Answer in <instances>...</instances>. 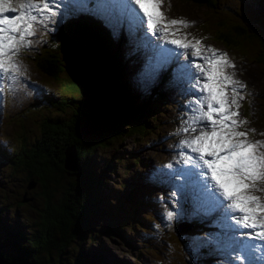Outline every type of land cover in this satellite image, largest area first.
I'll return each instance as SVG.
<instances>
[{
  "label": "rangeland",
  "instance_id": "rangeland-1",
  "mask_svg": "<svg viewBox=\"0 0 264 264\" xmlns=\"http://www.w3.org/2000/svg\"><path fill=\"white\" fill-rule=\"evenodd\" d=\"M12 4L16 5L17 13L19 14V0H11ZM169 4V10L171 14L179 13L194 20L197 28L193 29V33L196 35L197 40L201 41V50L203 45H208L206 41L202 39V35L209 32V36H205L204 39L210 41L216 46H221L220 52H225L228 48L224 46L214 35L211 34L210 27H204L202 19H210L211 23L218 26L215 22H225L226 19L229 22H236L243 18H255L254 25L249 29H245L243 33L246 35L249 31L256 32L258 27L264 30V24L262 23L260 16H264V0H220V5L216 9L206 8L202 2L194 0H162L160 10L164 16H167L165 8ZM198 5V6H197ZM37 15L38 19L34 24L35 40L26 48L24 53V62L26 64V76L27 81L22 85V88L17 95V102L12 107L4 112L3 122L0 127V151L10 153L12 147L19 146L23 143L25 145L30 143L31 139L37 136L38 126L41 119L45 116V106L41 101H38V95H45L48 90L54 89V82L48 77L43 75L33 63V54L36 50H39L49 34L53 32L58 23V19L65 17L63 13H59L55 16H50L45 19L44 24L48 27V32L41 35V23L43 21V14L33 13ZM10 15H16L11 13ZM200 22H199V18ZM201 27V28H199ZM109 34L113 36L118 35V31L111 32L107 30ZM123 35L115 39L114 42L118 45L120 53L123 56V61L127 70L128 83L122 78L124 86L132 89L136 93L147 92L152 83L147 82L143 84V79L138 74V67L140 60L130 52V48L124 43ZM210 39V40H209ZM239 43L235 45L236 52H233V56L238 61L239 65L235 67L234 78L241 81L246 87L240 88L239 102L244 106H240L238 109L239 119L247 121L238 130L248 132V140L252 142L264 141V69L259 60L255 57L264 56V46H258L254 41L255 39L249 36H241ZM25 41H28L26 37ZM165 43H168V37L165 35ZM233 47V45H232ZM233 47V48H235ZM240 47V48H239ZM239 49L242 52H239ZM223 50V51H222ZM240 56V59L236 55ZM12 62L18 65V59L15 52L12 55ZM203 66L207 67L206 64ZM228 72V69H226ZM231 72V70H230ZM229 72V73H230ZM8 75V73H4ZM203 82L204 79H203ZM202 82V84H203ZM155 86L158 85L156 79H154ZM129 84V85H128ZM239 87V86H237ZM48 89V90H47ZM229 99H231V91L229 90ZM206 93L203 92L202 100ZM184 102L181 98H174V105L170 109L169 105L165 102L164 109H161L159 117L165 122V127L160 126L157 133L164 134L166 128H170L168 119L172 114L174 122L172 125L179 128L182 121L185 120L183 115V108L180 107ZM54 109V108H52ZM232 110H237L233 106ZM46 117V116H45ZM157 118L155 119V121ZM96 114L92 113L87 117L82 125V131L85 133L92 131L97 126ZM44 123H40V129ZM203 125V121L199 123ZM255 130V131H253ZM156 131H152L151 134L139 136L138 134L125 135L122 138H114L103 148H99L100 156L96 162L100 163L103 160L113 155L117 160H112L110 166H113L115 170L109 175L107 185L103 189L100 198L104 199V203L101 207L104 208L102 212H110L114 205L118 203L122 208H118V211L113 218L111 216H100L93 226V240L96 243L89 245L88 251L92 253L96 251H102L103 258L107 264H218L215 263L217 255L221 252L222 256L229 258H236L241 252H239V244L235 241L247 242L248 239H252L251 235H244L243 233H251L245 229L235 231L233 228H226L227 225H235L236 220L230 215L225 217L226 209L221 208L220 216L209 217V224L220 225L223 224L224 229L222 231H216L212 229V226H206V228H200L193 225L187 226L185 222L187 218L195 216L190 214L192 208L194 210L205 209L209 200L206 199V195L213 190L212 182L208 179H203L202 182L192 181L193 189L191 197L193 201L192 207L186 210L181 208L180 203L183 198L188 194L190 189L189 180L182 181V193L178 195L176 193L177 186L170 178L169 174L179 176L178 178H184L183 174L180 176L177 169L168 166H177L183 162L185 158L179 159L178 155H181L175 150V146H184V136L178 135L170 139H163L166 134L155 135ZM41 131L37 136L39 139ZM123 142V143H122ZM189 152L188 160L192 166L196 165L193 161L198 159L197 153L192 152L190 148H186ZM261 152H264V147L260 148ZM123 153V154H122ZM66 155V153H65ZM68 160L66 166L73 169L75 166L74 152L70 148L67 149ZM12 156V155H11ZM11 156L8 160L2 161L0 158V203L6 202V207L10 210V213L17 212L19 214L27 215L32 218L36 216L37 207H39V185L32 187H26L28 179L24 175L18 173L14 163L11 161ZM121 157V159H118ZM185 157L181 155L180 158ZM193 160H191V159ZM66 159V157L64 158ZM68 162V163H67ZM74 166V167H73ZM164 166V168H163ZM195 169H204L199 166H195ZM183 167H181L182 169ZM197 172V173H196ZM200 172L194 171L193 178L196 176L201 177ZM16 174V175H15ZM155 175L159 177V184ZM171 175L173 180L176 178ZM210 177V173L207 172ZM65 179V178H64ZM63 179V180H64ZM204 181H209L207 184V192L204 191ZM4 183V184H3ZM2 184V185H1ZM187 186V187H186ZM261 187H264V183H261ZM24 192L26 196H31L29 200L18 202V196ZM257 195L264 197V192H258ZM19 196V198H20ZM216 196L219 197V192H216ZM221 198V197H220ZM39 199V200H38ZM147 201L145 205H137V210L143 214H153V219L144 218L137 226L136 222L132 223L129 217L122 216V211L126 209V204H133L136 200ZM117 200V203L115 201ZM133 200V201H132ZM227 204V201H224ZM109 206H107V205ZM118 207V206H117ZM172 213V219H168V214ZM201 213L207 214L204 210ZM215 214V213H213ZM212 215V214H210ZM204 217H207L203 215ZM125 218V220H123ZM114 220L120 225L116 234H112L110 229L104 224L114 222ZM179 221V232L176 231V223ZM221 225V226H223ZM118 227L115 225V228ZM116 230V229H113ZM232 237H235L233 241ZM212 242L213 247L203 248L207 243ZM6 246H10L6 244ZM73 247V244L69 245ZM228 248L231 253L228 251ZM236 248V251H233ZM218 250V251H217ZM73 250L67 249L64 253L65 264H70L72 261ZM245 264H249L245 262Z\"/></svg>",
  "mask_w": 264,
  "mask_h": 264
},
{
  "label": "trees",
  "instance_id": "trees-1",
  "mask_svg": "<svg viewBox=\"0 0 264 264\" xmlns=\"http://www.w3.org/2000/svg\"><path fill=\"white\" fill-rule=\"evenodd\" d=\"M194 1L210 9L220 5V0ZM70 17L58 19L56 29L33 54L34 65L55 84L53 90L47 89L45 95L37 96L45 106L46 116L40 121L44 123L41 129L40 123L38 126L39 139L37 134L24 148L21 142L20 147H12L10 153L0 151L2 161L12 155L17 175H24L28 182L34 180L35 185L40 186L39 207L32 218L10 213L6 202L0 203V256L12 261L65 264L64 253L71 248L74 252L70 264H107L103 250L92 253L87 249L88 243H96L92 232L99 217L111 216L112 219L122 206L118 203L110 212H102L104 199L100 197L109 175L115 170L110 162L117 158L110 155L97 163L99 148L118 136L120 139L130 134L141 137L156 131L155 135L172 137L182 126L172 125L174 117L171 114L170 128H166L164 134L157 133L160 126L165 127L159 117L161 109L165 102L171 109L175 96L166 94L155 84L150 85L148 93H136L124 86L122 78L128 83L124 55L108 32L91 19ZM260 19L264 24V16ZM255 20H217L218 26H215L210 19L203 18L202 23L210 27L217 40L237 53L235 45L241 36H249L259 47L264 46V30L259 27L256 32L243 34L245 29L250 30ZM239 52L242 51L239 49ZM255 57L264 69V56L255 53ZM92 113L96 114L97 126L82 135V125ZM68 148L74 152L73 169L65 167ZM146 203L140 199L133 204L127 203L121 214L138 226L144 218L153 217L152 213L147 215L137 210V205ZM120 225L114 220L112 224H104L107 226L104 229L109 228L116 234Z\"/></svg>",
  "mask_w": 264,
  "mask_h": 264
},
{
  "label": "snow or ice",
  "instance_id": "snow-or-ice-1",
  "mask_svg": "<svg viewBox=\"0 0 264 264\" xmlns=\"http://www.w3.org/2000/svg\"><path fill=\"white\" fill-rule=\"evenodd\" d=\"M73 6L80 11L89 10L87 0H72ZM162 0H96V11L105 9L127 10L129 20L133 23L143 24L146 22L147 29L157 31L162 27L165 35L169 33L172 26L184 25L182 20H167L160 10ZM138 6V7H137ZM19 14L7 15L6 13H17L11 0H0V71L8 73L19 71L17 65L12 62V55L19 45L25 41L27 36L34 34L33 28L37 21V15L33 13H50L57 15L49 0L43 4L35 0H22L19 5ZM142 13V15H141ZM171 44L184 49L194 48L195 55L201 57V41L195 43L185 42L182 39H172ZM212 53L210 57H203L207 67L197 65L204 81L201 92L206 93L201 104V116L203 121L199 129L193 127L184 129L195 135L184 143L192 152L198 154V166L206 168L210 173V181L214 191L208 193L209 203L204 211L212 214L217 208H224L225 217L230 210L235 215L236 225H227L235 231L241 229L254 230L250 234L252 239L264 241V197L257 195L264 192V141L252 142L248 140V132L238 130L247 121L239 119L238 109L240 88L246 87L241 81L234 78V74L226 71L228 67H235L227 54H219L216 49H208ZM239 86V87H237ZM229 90L231 99H229ZM233 106L237 110H232ZM206 109V110H205ZM255 131V130H253ZM191 159V158H189ZM204 181V191L207 192V184ZM219 192V197L216 196ZM222 197L223 199H221ZM224 201L228 203L225 204ZM172 219V213L168 214ZM235 241V237H232ZM239 244V252L243 253L251 247H262V245H250L247 242L235 241ZM233 248V251H236Z\"/></svg>",
  "mask_w": 264,
  "mask_h": 264
},
{
  "label": "water",
  "instance_id": "water-1",
  "mask_svg": "<svg viewBox=\"0 0 264 264\" xmlns=\"http://www.w3.org/2000/svg\"><path fill=\"white\" fill-rule=\"evenodd\" d=\"M75 166V165H74ZM73 166V167H74ZM65 167L66 168H69V167H67L66 165H65ZM75 168V167H74ZM71 169V168H70ZM34 185V180H29V182L26 184V187H32ZM30 199V197H27V196H25V193L24 192H22V194H21V201H26V200H29ZM182 223V222H181ZM180 222L177 224V230L178 231H180L179 229H178V226H180V224H181ZM187 226H189L188 224H187ZM0 264H36V263H34V262H29V261H27V260H23V261H19V262H17V261H12V260H8V259H6V258H3V257H1L0 256Z\"/></svg>",
  "mask_w": 264,
  "mask_h": 264
},
{
  "label": "bare ground",
  "instance_id": "bare-ground-1",
  "mask_svg": "<svg viewBox=\"0 0 264 264\" xmlns=\"http://www.w3.org/2000/svg\"><path fill=\"white\" fill-rule=\"evenodd\" d=\"M83 130V129H82ZM81 130V131H82ZM65 157H66V159L65 160H68L67 158H68V155H67V152H66V155H65ZM75 159V158H74ZM200 162H198V164H199ZM197 173V172H196ZM200 177L199 176H196V179H199ZM187 187V186H186ZM183 190V189H182ZM181 193H182V191H181Z\"/></svg>",
  "mask_w": 264,
  "mask_h": 264
},
{
  "label": "clouds",
  "instance_id": "clouds-1",
  "mask_svg": "<svg viewBox=\"0 0 264 264\" xmlns=\"http://www.w3.org/2000/svg\"><path fill=\"white\" fill-rule=\"evenodd\" d=\"M86 30V29H85ZM111 37V36H110Z\"/></svg>",
  "mask_w": 264,
  "mask_h": 264
}]
</instances>
